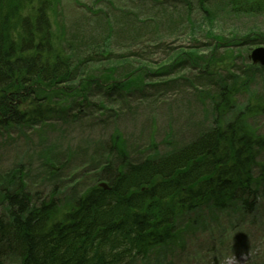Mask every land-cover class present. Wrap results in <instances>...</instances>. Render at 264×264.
Segmentation results:
<instances>
[{"label":"trees","instance_id":"trees-1","mask_svg":"<svg viewBox=\"0 0 264 264\" xmlns=\"http://www.w3.org/2000/svg\"><path fill=\"white\" fill-rule=\"evenodd\" d=\"M59 1L0 0V130L42 128L78 112L76 105L94 104L88 100L94 89L106 98L125 89L100 66L110 55L103 41L87 51L80 43L73 47L62 27L53 29L48 13ZM182 2V23L198 33L189 0ZM196 2L207 25L208 51L186 54V60L177 52L170 67L189 63L191 86L206 83L198 94L214 115L208 129L138 162L130 161L121 136L113 135L93 182L65 204L26 191L20 181L11 190L1 187L0 264H131L178 238L174 218L183 212L208 208L246 215L260 208L264 128L252 121L264 116V67L252 65L247 54L264 45V35H225L215 30L220 14L208 9L218 7L228 18L264 15V0ZM102 181L107 189L98 186Z\"/></svg>","mask_w":264,"mask_h":264},{"label":"rangeland","instance_id":"rangeland-1","mask_svg":"<svg viewBox=\"0 0 264 264\" xmlns=\"http://www.w3.org/2000/svg\"><path fill=\"white\" fill-rule=\"evenodd\" d=\"M189 2L198 33L182 23V0H60L48 13L53 29L62 27L73 47L80 43L87 51L103 41L110 55L100 66L125 89L118 98L94 89L88 97L94 104L76 105L78 112L42 128L0 130V188L11 190L20 181L26 191L65 204L93 182L113 135L121 136L130 161L138 162L181 147L208 129L214 115L198 94L206 83L191 86L189 63L170 67L177 52L186 60V54L208 51L200 5ZM213 7L208 10L220 14L215 30L264 35L263 14L228 18ZM159 82L163 85L151 86ZM252 124L263 129L264 116H255ZM260 203L246 215L208 208L183 212L174 218L179 237L131 264H264V197Z\"/></svg>","mask_w":264,"mask_h":264},{"label":"water","instance_id":"water-1","mask_svg":"<svg viewBox=\"0 0 264 264\" xmlns=\"http://www.w3.org/2000/svg\"><path fill=\"white\" fill-rule=\"evenodd\" d=\"M249 59H251L253 64H260L264 66V47H257L253 49L249 55ZM99 187L107 189V185L105 183H100Z\"/></svg>","mask_w":264,"mask_h":264}]
</instances>
